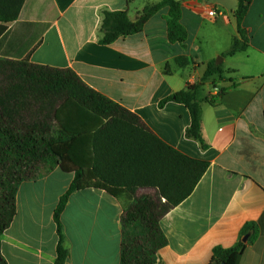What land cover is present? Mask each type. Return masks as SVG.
Segmentation results:
<instances>
[{
    "label": "crops",
    "instance_id": "crops-1",
    "mask_svg": "<svg viewBox=\"0 0 264 264\" xmlns=\"http://www.w3.org/2000/svg\"><path fill=\"white\" fill-rule=\"evenodd\" d=\"M162 1L26 0L17 21L0 24V57L74 70L89 87L139 116L166 144L210 163L190 197L161 220L167 245L157 264H209L214 249L235 246L247 225L254 233L238 264H264V0L250 5L242 22L247 47L233 55L231 47L243 41L238 0H177L188 33L184 42L170 39L169 6L151 15L140 33L100 42L106 11H127L136 22ZM206 5L224 15L204 16ZM212 62L220 72L204 79ZM197 83L202 84L205 150L186 137L191 114L184 104L159 106ZM59 131L56 124L54 136ZM73 180L74 174L56 168L20 185L16 215L1 236L8 264H56L55 212ZM133 201L126 190L73 192L60 217L65 264H120L121 217Z\"/></svg>",
    "mask_w": 264,
    "mask_h": 264
},
{
    "label": "trees",
    "instance_id": "trees-1",
    "mask_svg": "<svg viewBox=\"0 0 264 264\" xmlns=\"http://www.w3.org/2000/svg\"><path fill=\"white\" fill-rule=\"evenodd\" d=\"M26 0H0V24L18 20ZM253 0H238L235 12L243 41L228 54L244 51L247 39L242 28ZM164 6L170 7L169 35L184 42L188 33L181 24L182 6L163 0L134 22L127 11H106L101 27L102 44L140 33L147 20ZM221 66L208 65L204 79L214 77ZM201 83L188 85L160 102L184 104L191 114L186 137L204 139ZM225 90H221L223 95ZM216 97L210 102L215 103ZM58 124L60 131L54 136ZM210 163L193 159L156 136L142 119L119 103L89 87L70 68L34 64L29 59L0 57V264L1 236L16 215V197L24 181L46 177L54 169L74 174V180L55 212L59 234L56 264H65L61 214L69 196L79 190L102 189L111 195L126 190L134 197L122 217L120 264H157L159 251L167 245L161 220L194 192ZM247 225L232 248L216 247L209 264H238L247 244Z\"/></svg>",
    "mask_w": 264,
    "mask_h": 264
},
{
    "label": "built area",
    "instance_id": "built-area-1",
    "mask_svg": "<svg viewBox=\"0 0 264 264\" xmlns=\"http://www.w3.org/2000/svg\"><path fill=\"white\" fill-rule=\"evenodd\" d=\"M201 13L209 18H217L224 15V13L218 10V8L210 5L204 6L201 10Z\"/></svg>",
    "mask_w": 264,
    "mask_h": 264
},
{
    "label": "water",
    "instance_id": "water-1",
    "mask_svg": "<svg viewBox=\"0 0 264 264\" xmlns=\"http://www.w3.org/2000/svg\"><path fill=\"white\" fill-rule=\"evenodd\" d=\"M217 63H218V60H217ZM253 231L251 230V231H248L245 235H244V237L242 238V240H243V242L245 243V244H247L249 241H250V239L252 238V236H253Z\"/></svg>",
    "mask_w": 264,
    "mask_h": 264
}]
</instances>
